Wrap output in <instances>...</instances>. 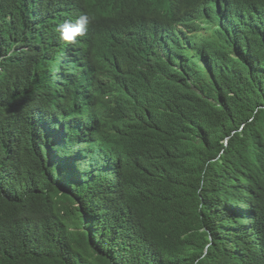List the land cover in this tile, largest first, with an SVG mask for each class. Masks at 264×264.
I'll return each instance as SVG.
<instances>
[{"label":"trees","instance_id":"16d2710c","mask_svg":"<svg viewBox=\"0 0 264 264\" xmlns=\"http://www.w3.org/2000/svg\"><path fill=\"white\" fill-rule=\"evenodd\" d=\"M0 264H264V0H0Z\"/></svg>","mask_w":264,"mask_h":264},{"label":"clouds","instance_id":"9594fccd","mask_svg":"<svg viewBox=\"0 0 264 264\" xmlns=\"http://www.w3.org/2000/svg\"><path fill=\"white\" fill-rule=\"evenodd\" d=\"M90 23V19L87 16L77 18L75 26H72L69 22L60 24L57 28V32L61 40L68 43H75L77 37H82L87 32V26Z\"/></svg>","mask_w":264,"mask_h":264}]
</instances>
